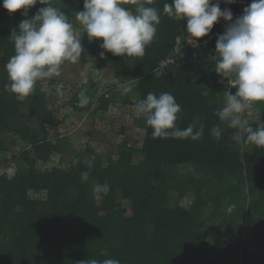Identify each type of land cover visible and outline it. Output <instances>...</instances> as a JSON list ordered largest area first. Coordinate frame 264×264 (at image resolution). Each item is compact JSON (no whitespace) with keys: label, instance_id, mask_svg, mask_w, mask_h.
Listing matches in <instances>:
<instances>
[{"label":"trees","instance_id":"trees-1","mask_svg":"<svg viewBox=\"0 0 264 264\" xmlns=\"http://www.w3.org/2000/svg\"><path fill=\"white\" fill-rule=\"evenodd\" d=\"M171 2L153 0L147 5L158 10L160 24L143 57L105 52L101 58L103 41L90 42L81 28L84 51L79 59L86 63L90 55L97 66L110 65L115 77L133 88L127 95L119 88L108 98L103 94L95 113H106L113 105L134 106L149 92L157 96L168 92L182 109L176 126L185 129L199 117L203 138H153V129L139 116L136 127L145 131L141 148L127 137L116 155L105 161L90 151L74 155L67 168L39 171L37 162L45 164L56 153L65 156L60 145L69 144V139L64 143L59 137L51 139L49 128H58L60 120L44 91L46 79L18 101L6 88L10 81L5 65L15 54L13 31L44 5L37 3L24 16L23 10L9 14L0 0V155L10 151L9 145H17L5 135L12 134L27 146L13 158L19 166L15 176L0 177V264H22L27 256V264H79L87 259L101 264L105 259L120 264H226L229 254H238L239 264H264V148L235 141L236 130L219 121L216 112L223 106L224 93L217 81V62L199 50L196 57L178 62L179 67L169 65L160 76L154 73L186 35V19L177 21L163 13L164 4ZM51 3L78 26L75 16L84 10L83 0ZM56 81L52 78L51 84ZM87 95L92 97L88 91ZM131 95L137 101L131 102ZM73 105L78 111L91 110L90 102L81 107L78 97ZM259 119L249 124L264 125V115ZM216 125L223 129L219 140L211 134ZM90 136L104 141L99 131ZM31 151L36 158L30 157ZM22 160L27 167H21ZM181 166L188 171H181ZM85 171L89 177L82 182ZM105 183L110 186L108 194L96 192V185ZM31 192L43 197L35 198ZM185 201L190 203L187 207ZM211 207L225 233L231 237L243 233L245 240L206 242L203 235L209 227L203 214Z\"/></svg>","mask_w":264,"mask_h":264},{"label":"clouds","instance_id":"clouds-1","mask_svg":"<svg viewBox=\"0 0 264 264\" xmlns=\"http://www.w3.org/2000/svg\"><path fill=\"white\" fill-rule=\"evenodd\" d=\"M234 3L235 0H223ZM37 3L44 5L30 19H23L19 31H13L15 54L5 65L10 83L6 88L18 101L30 96L38 81L59 77L62 66L75 64L84 51L81 38L68 16L52 6L51 0H3V8L14 14L23 10L27 16ZM153 0H83L84 10L76 12L75 19L89 41L102 40L101 58L105 52L120 57H143L160 24V13L147 6ZM221 0H172L165 3L163 13L177 21L187 20V33L195 43L208 36L221 19L228 26L216 41V72L230 81L236 89L224 93V103L216 112L219 121L229 129H235L233 139L264 148V125L253 128L244 114L257 103H264V0H253L243 15L233 20L229 9L221 10ZM125 4L135 6L134 10ZM121 95L133 91L129 83L119 84ZM63 83L57 85V93L64 95ZM80 106L88 103L81 93ZM137 116L143 117L153 129V138L191 139L203 138L204 125L199 117L185 129L176 126L181 106L168 92L156 95L149 92L146 98L134 105ZM223 129L216 125L211 134L219 140ZM87 171L81 173V181L88 180ZM96 192L107 195L110 186L97 184ZM79 264H101L96 259ZM102 264H120L116 259H105Z\"/></svg>","mask_w":264,"mask_h":264},{"label":"rangeland","instance_id":"rangeland-1","mask_svg":"<svg viewBox=\"0 0 264 264\" xmlns=\"http://www.w3.org/2000/svg\"><path fill=\"white\" fill-rule=\"evenodd\" d=\"M78 37L80 36L81 27L75 28ZM171 58V57H170ZM96 58L92 56L87 57V62L82 63L81 60L75 64L66 62L61 68V75L59 77H53L57 79L56 83L51 84L50 79L45 80L44 91L47 92L49 99L51 100L52 109L57 110L59 115L60 125L58 128L51 126L50 136L54 141L55 138L59 137V143H64V139H69V144H58L61 149L65 151V156L62 154H53L47 163L37 162V168L41 170H49L51 168L59 167L61 169L67 168L69 161L73 159L74 155L81 154L85 152L94 151L96 154L101 155L102 161L107 159L108 155H116L119 146H121L127 137H130L133 142L136 143L138 148H141L145 131L136 127V119L139 117L135 114L134 106H121L113 105L109 108L106 113H95V109L98 106V99L106 94L109 97V92L115 91L114 89L119 88L121 80L115 77L114 70L108 64H101L97 66L95 63ZM169 65H175L179 67L178 62L171 61L169 59L166 63L157 68L154 73L160 76L165 68ZM63 83L64 88L62 91L64 95L61 96L57 93V85ZM220 86V85H219ZM87 91L92 94L89 99ZM117 91V90H116ZM118 92V91H117ZM81 93L90 102V111L82 112L74 109L73 100L78 97L81 100ZM131 102L137 101V99H132ZM264 115V103H257L253 109L247 111L244 116L249 122L261 120L259 119ZM99 131L104 136L103 142H97L92 139L90 132ZM120 131H124L123 134ZM5 140L8 142H17V145H9L10 151L4 155H0V177H7L12 179L19 166L14 161V157L18 156L20 152L27 148V146L22 145V143L17 140V138L10 134L5 135ZM110 142V143H109ZM31 158H36V154L31 151ZM94 156L88 158V161H92ZM138 156H135L137 159ZM40 161V160H39ZM20 165L23 168L27 165L23 164V160L20 161ZM181 171H188L187 166H181ZM31 196L35 198L43 197L42 194H37L31 192ZM190 203L185 201L184 205L187 207ZM213 207L210 210L204 212V221L207 224L208 230H204V239L206 242L211 243H231L235 240H245L246 235L237 234L231 237L225 233L224 223L220 217L213 215ZM229 214V213H227ZM39 255V253H37ZM226 264H239L241 259L238 254H229L226 258ZM29 256H27L24 261L22 259V264H27ZM263 264V262H261Z\"/></svg>","mask_w":264,"mask_h":264},{"label":"built area","instance_id":"built-area-1","mask_svg":"<svg viewBox=\"0 0 264 264\" xmlns=\"http://www.w3.org/2000/svg\"><path fill=\"white\" fill-rule=\"evenodd\" d=\"M253 0H235L234 3H225L221 0L220 7L221 10L229 9L232 12L233 20L243 15V11L248 7ZM228 26V22L221 19L218 23L213 26L211 33L201 38L195 43L194 39L187 33L184 38L180 37L177 42L176 49L171 55V61L180 62L186 58H194L197 56L199 50L205 51L208 56L215 62L218 60V54H216V41L219 35H222ZM218 85L223 93L228 91H234L235 88L230 86V81L222 76L218 75Z\"/></svg>","mask_w":264,"mask_h":264}]
</instances>
